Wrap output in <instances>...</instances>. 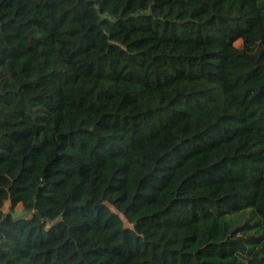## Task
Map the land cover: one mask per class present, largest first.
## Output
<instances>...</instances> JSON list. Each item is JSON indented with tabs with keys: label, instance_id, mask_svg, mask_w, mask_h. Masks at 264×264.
<instances>
[{
	"label": "trees",
	"instance_id": "16d2710c",
	"mask_svg": "<svg viewBox=\"0 0 264 264\" xmlns=\"http://www.w3.org/2000/svg\"><path fill=\"white\" fill-rule=\"evenodd\" d=\"M0 264H264V0H0Z\"/></svg>",
	"mask_w": 264,
	"mask_h": 264
},
{
	"label": "rangeland",
	"instance_id": "374dc122",
	"mask_svg": "<svg viewBox=\"0 0 264 264\" xmlns=\"http://www.w3.org/2000/svg\"><path fill=\"white\" fill-rule=\"evenodd\" d=\"M240 43H241L240 40H237V41L234 42L235 45H239ZM9 204H10L9 201H6V202H5V204H4V206H3V211H4V212H8V211H10L11 214H12L14 217H19V218H25V217H29V216H30L29 213H27V212L23 209L21 203H17V204L13 207V209H11V210L9 209ZM123 222H124V226H128V224H127L126 221H123Z\"/></svg>",
	"mask_w": 264,
	"mask_h": 264
}]
</instances>
